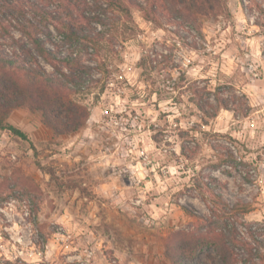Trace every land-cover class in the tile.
Returning a JSON list of instances; mask_svg holds the SVG:
<instances>
[{"label": "rangeland", "instance_id": "374dc122", "mask_svg": "<svg viewBox=\"0 0 264 264\" xmlns=\"http://www.w3.org/2000/svg\"><path fill=\"white\" fill-rule=\"evenodd\" d=\"M40 1L59 7L68 0ZM259 3L227 0L229 14L199 16L196 24L163 15L161 26L137 8L130 9L132 20L114 9L108 26L115 38L84 56L98 80L72 95L91 112L82 128L57 134L28 106L0 110L35 145L0 129V264H172L167 251L176 232H208L203 218L181 205L206 217L212 207L222 211L210 183L221 186L223 200L249 209L229 212L222 229L235 225L238 239L252 241L251 232L264 242ZM5 13L0 41L11 53L10 34L20 32ZM194 89L212 102L219 93L229 108L204 114ZM228 147L245 164H227ZM234 249L236 264H244L241 242ZM186 263L220 264V258L204 248ZM245 264H264V256Z\"/></svg>", "mask_w": 264, "mask_h": 264}, {"label": "trees", "instance_id": "16d2710c", "mask_svg": "<svg viewBox=\"0 0 264 264\" xmlns=\"http://www.w3.org/2000/svg\"><path fill=\"white\" fill-rule=\"evenodd\" d=\"M257 5L264 15V6L261 3ZM132 7L139 9L143 17L159 26L162 25L163 15L167 19L179 18L182 22L196 24L199 16L230 13L227 0H68L59 7L40 0H0V11L9 13L20 32L19 36L10 34L13 42L11 53L5 51L4 43L0 41V110L28 106L39 111L44 123L57 134L82 128L91 112L72 95L89 89L98 80L92 73L94 66L86 62L84 56L96 54L99 43L115 38L108 26L113 18V10L123 11L132 20ZM193 46L196 49V45ZM194 94L192 99L197 108L210 117H215L220 108H229L219 93L215 102L206 100L199 89H194ZM0 129L9 130L35 149L29 134L6 121L3 116H0ZM215 146L211 145L213 148ZM188 150L186 146L181 147L184 155L188 154ZM223 160L232 168L245 164L229 147ZM48 171L52 177L55 176L52 168ZM211 184L208 192L213 202L222 204V211L217 212L212 207L211 216L206 217L181 205L185 212L203 218L200 227L207 226L208 232H176L177 241L175 245L171 243L167 251L172 264H189L186 263L187 258L198 257L199 251L204 248L215 250L220 264H236L239 259L234 248L238 242H241L248 256L244 264L254 256H264L260 253L264 242L253 233H249L250 241L244 236L238 239L235 225L231 229H222L229 224V212L245 213L249 209L239 201L230 204L223 200L221 186L217 188ZM217 227L220 229L217 230Z\"/></svg>", "mask_w": 264, "mask_h": 264}]
</instances>
